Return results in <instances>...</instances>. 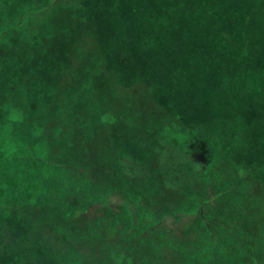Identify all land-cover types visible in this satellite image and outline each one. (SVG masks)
<instances>
[{"label":"rangeland","instance_id":"obj_1","mask_svg":"<svg viewBox=\"0 0 264 264\" xmlns=\"http://www.w3.org/2000/svg\"><path fill=\"white\" fill-rule=\"evenodd\" d=\"M204 1L158 51L146 0H0V264H264V0Z\"/></svg>","mask_w":264,"mask_h":264},{"label":"trees","instance_id":"obj_2","mask_svg":"<svg viewBox=\"0 0 264 264\" xmlns=\"http://www.w3.org/2000/svg\"><path fill=\"white\" fill-rule=\"evenodd\" d=\"M127 1L129 0H123L122 4L124 5V7H127V5L131 4V2H127ZM170 1L169 4H167L169 8L164 9L165 8L164 4L166 3L165 0H146L147 3L145 4V6H143V3L141 2L140 5L137 6L138 9L134 8V5L131 6L132 11H130L131 13L130 15H128L130 25L132 24L134 28L143 31L145 35H148L149 40L156 44L157 46L156 48L158 51H161L164 46L171 43V42H164V30L172 34L174 33L175 36H178V32H182V30L190 31L193 28L191 26L192 23L190 21H184L182 19H179L176 16L177 14L175 16L174 15L165 16L163 14L167 12H180L179 7L183 6L186 9L189 5L194 3L197 4L199 8L201 7L203 8L206 4H208V2H205L204 0H170ZM221 1L222 0H215V1L211 0L209 2L212 11L211 24L213 25H218L219 15H221ZM222 15H224V13ZM227 17L228 20L230 21V24L228 25L230 26L235 25L236 16L232 13L231 10H230V15L227 14ZM199 24L200 25L204 24L203 18ZM200 39L202 38L200 37ZM117 42H121L120 43L121 46L119 48L121 50H119L118 52L120 53L123 50V54H126L128 52L130 54H133L135 51L139 50L141 46L144 45L138 43L132 44L131 42L127 41L125 37V32L121 34V37L117 39ZM188 45H192V43L190 42L188 43ZM176 49L177 48L173 46V50L171 51V53H167V55H170L174 59H176ZM203 49L205 50L204 54H207L208 45L204 44ZM109 59L120 61L119 58H114V57L108 58V60ZM129 59L131 61L138 60V58H129ZM162 225L164 226L163 223ZM162 229H163L162 234H167L168 236L178 235L177 232L172 231L171 229L163 228L162 226H160V228L157 229L156 234H158V231Z\"/></svg>","mask_w":264,"mask_h":264},{"label":"clouds","instance_id":"obj_3","mask_svg":"<svg viewBox=\"0 0 264 264\" xmlns=\"http://www.w3.org/2000/svg\"><path fill=\"white\" fill-rule=\"evenodd\" d=\"M7 119L12 123H22L24 120V113L21 109L11 107Z\"/></svg>","mask_w":264,"mask_h":264},{"label":"flooded vegetation","instance_id":"obj_4","mask_svg":"<svg viewBox=\"0 0 264 264\" xmlns=\"http://www.w3.org/2000/svg\"><path fill=\"white\" fill-rule=\"evenodd\" d=\"M191 146V145H190ZM199 150H201V149H199Z\"/></svg>","mask_w":264,"mask_h":264}]
</instances>
